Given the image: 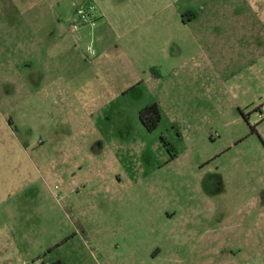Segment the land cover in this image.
<instances>
[{"label":"rangeland","instance_id":"obj_1","mask_svg":"<svg viewBox=\"0 0 264 264\" xmlns=\"http://www.w3.org/2000/svg\"><path fill=\"white\" fill-rule=\"evenodd\" d=\"M212 261L264 264V0H0V264Z\"/></svg>","mask_w":264,"mask_h":264},{"label":"built area","instance_id":"obj_2","mask_svg":"<svg viewBox=\"0 0 264 264\" xmlns=\"http://www.w3.org/2000/svg\"><path fill=\"white\" fill-rule=\"evenodd\" d=\"M88 6V5H87ZM84 7V8H79L78 12H77V16L79 17V22L78 25L81 26H85V25H94L95 24V20H94V15L91 13L90 10H92L93 8L91 7V5H89V9L88 7Z\"/></svg>","mask_w":264,"mask_h":264},{"label":"flooded vegetation","instance_id":"obj_3","mask_svg":"<svg viewBox=\"0 0 264 264\" xmlns=\"http://www.w3.org/2000/svg\"><path fill=\"white\" fill-rule=\"evenodd\" d=\"M211 229L210 230H208V234H209V236H211ZM206 233V232H205ZM246 242H247V244H248V247L250 246V249H251V247H252V245H250L249 243H250V238H246ZM202 243H203V246H202V249L204 250V253H205V256H207V258L210 256V254H211V252L209 251L208 253H207V251H208V249H210V247H211V240H210V238L207 236V239L206 238H203V241H202ZM214 243L215 244H217V245H219V247H223V246H225V244H223V243H218L217 242V240H215L214 241ZM231 253H232V255H234V253H233V251H231ZM235 264H239L238 262H234ZM209 264H217L216 262H213L212 261V263H209ZM240 264H249V261H247V262H241Z\"/></svg>","mask_w":264,"mask_h":264},{"label":"trees","instance_id":"obj_4","mask_svg":"<svg viewBox=\"0 0 264 264\" xmlns=\"http://www.w3.org/2000/svg\"><path fill=\"white\" fill-rule=\"evenodd\" d=\"M142 113H148L152 115L151 119H153V122L151 123V125L148 126L149 128L150 126L152 128H155L161 120L160 112L156 104H151L150 106L146 107ZM57 264H60V263H57Z\"/></svg>","mask_w":264,"mask_h":264}]
</instances>
